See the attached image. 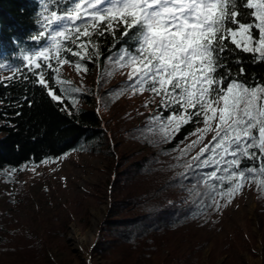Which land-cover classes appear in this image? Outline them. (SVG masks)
<instances>
[{"label": "rangeland", "instance_id": "1", "mask_svg": "<svg viewBox=\"0 0 264 264\" xmlns=\"http://www.w3.org/2000/svg\"><path fill=\"white\" fill-rule=\"evenodd\" d=\"M107 4L105 0L102 7ZM91 34L89 28V36L81 37V41H89ZM253 35L258 36V32ZM46 44L47 33L42 46ZM122 52L107 56L102 67L97 66L94 56L81 60L69 53L63 55L72 63L56 65L51 61L59 69L53 72L58 91L67 89L63 95L75 108L95 110L105 137L97 143H81L78 149L54 160L0 171V228L4 230L0 232V245L5 241L0 247V264H110L99 255L90 256L89 249L107 208V181L114 168L111 153L136 159L154 150L161 155L160 176L169 179L180 173L186 182L181 197L190 198L192 193L194 207L181 228L171 232L152 256L150 264L180 258L182 262L187 257L191 264H227L229 257L242 264H264V195L258 196L254 184L246 181L228 202L226 196L218 194V182L201 179L213 169H197L193 157L214 135L206 133L202 143L193 144L200 135L196 129L204 128L202 119L183 141L167 147L176 132L167 139L165 132L175 124L164 128L166 120L152 118L167 117L170 108H160L161 98L147 90L150 85L143 91L127 87L129 74L138 65L115 63ZM77 64L81 66L77 68ZM9 76L0 70V81ZM61 80L65 83L58 84ZM77 88L79 92L73 91ZM216 203L220 205L218 210Z\"/></svg>", "mask_w": 264, "mask_h": 264}, {"label": "snow or ice", "instance_id": "2", "mask_svg": "<svg viewBox=\"0 0 264 264\" xmlns=\"http://www.w3.org/2000/svg\"><path fill=\"white\" fill-rule=\"evenodd\" d=\"M65 2L68 6L61 12L58 7L51 9L58 0H39L42 8L49 6L50 15L43 16V30L33 39L38 41L47 33V44L23 55L19 66L9 63L7 68L14 75L4 83L15 79L17 73L23 75L27 68L36 77L32 82L63 106L67 89L58 91L55 84L49 83L51 77L45 78V68L59 72L51 61L56 65L72 63L64 53L81 60L98 56L90 40L81 41V37L89 36V28L98 32L101 22L105 31L113 29L114 24L124 26V36L135 27L136 44L123 50L114 62L121 66L125 61L138 65L129 74L127 87L143 91L150 85L147 90L161 98L160 108L172 109L167 117L152 118L166 120L164 128L175 124L165 132V138L202 119L204 128L196 129L200 135L193 144L202 143L206 133L214 135L193 162L197 169H213L201 179L218 182V194L226 196L228 202L245 187L246 181H254L258 173L264 174V83L248 85L232 80L223 87V78L216 75L218 54L227 51L225 40L264 61V0H108L107 7H102L105 0ZM239 7L252 10L253 23L238 19ZM254 29L258 36L253 35ZM90 47L92 51H88ZM80 66L77 64V68ZM5 67L0 62V70ZM245 160L258 163L241 167ZM225 184L229 185L226 189ZM259 185L264 187V179L259 180ZM219 207L216 203L217 210Z\"/></svg>", "mask_w": 264, "mask_h": 264}, {"label": "trees", "instance_id": "3", "mask_svg": "<svg viewBox=\"0 0 264 264\" xmlns=\"http://www.w3.org/2000/svg\"><path fill=\"white\" fill-rule=\"evenodd\" d=\"M67 6L65 0H58V5H51V9L58 7L62 12ZM239 11L241 22H254L252 10L239 7ZM45 15H50L49 6L42 8L39 0H0V62L5 63L4 70L10 76L14 74L7 68L9 63L19 66L25 52L45 43V37L38 41L33 39L43 30L41 21ZM113 29L105 31L101 22L99 31H92L89 38L99 52L94 56L98 67H102L107 56L136 44L135 27L128 36L122 35L124 26L114 24ZM225 45L227 51L218 54L220 63L216 73L218 78H223L221 86L226 87L232 80H242L248 85L264 83V61L236 48L230 40H225ZM44 71L46 79L51 77L49 83L55 84L53 71L46 68ZM35 79L24 68L23 75L17 73L15 79L6 83L3 82L6 79L0 81V171L19 170L23 166L54 160L78 149L81 143H97L105 137L95 110L75 108L67 99L61 106L51 100L46 90L32 82ZM82 97L89 98L86 94ZM199 124L200 120L182 126L167 147H175ZM111 155L114 156V168L107 181V208L96 228L90 256L99 255L110 260V264H150L169 234L181 228L188 219L194 207L193 195L181 197L186 191V182L180 173L169 179L162 178L158 166L161 155L156 150L136 159L120 153ZM257 163L245 160L241 167ZM260 179H264V174L258 173L251 181L258 196L264 195ZM2 230L0 228V232ZM262 236L264 241V231ZM4 245L5 241L0 247ZM176 260L166 264H191L189 257L182 262L181 258ZM227 264L242 262L229 257Z\"/></svg>", "mask_w": 264, "mask_h": 264}, {"label": "bare ground", "instance_id": "4", "mask_svg": "<svg viewBox=\"0 0 264 264\" xmlns=\"http://www.w3.org/2000/svg\"><path fill=\"white\" fill-rule=\"evenodd\" d=\"M91 231V230H90Z\"/></svg>", "mask_w": 264, "mask_h": 264}]
</instances>
